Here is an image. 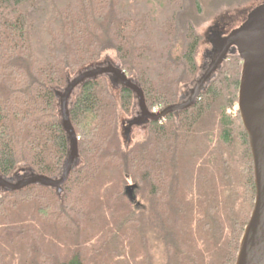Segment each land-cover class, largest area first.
Here are the masks:
<instances>
[{"label": "trees", "instance_id": "trees-1", "mask_svg": "<svg viewBox=\"0 0 264 264\" xmlns=\"http://www.w3.org/2000/svg\"><path fill=\"white\" fill-rule=\"evenodd\" d=\"M202 13L203 0H0V174H60L69 143L55 90L67 75L110 60L150 111L176 102L198 71ZM240 71L236 54L194 105L129 141L132 92L85 81L62 195L0 191V264H234L255 196Z\"/></svg>", "mask_w": 264, "mask_h": 264}, {"label": "water", "instance_id": "water-1", "mask_svg": "<svg viewBox=\"0 0 264 264\" xmlns=\"http://www.w3.org/2000/svg\"><path fill=\"white\" fill-rule=\"evenodd\" d=\"M233 46L241 60V71L237 91V107L241 122L247 133L253 161L255 196L253 209L240 238L234 264H264V1L254 6L237 27L231 29L222 39L220 51L214 61L207 64L194 77L185 94L174 103L153 112L146 106L144 94L137 81L128 77L114 62L107 60L78 71L74 76H66L65 86L56 89L58 113L67 135L69 149L60 174L48 177L31 169L15 177L0 174V191H16L27 186L39 184L62 195L63 185L70 172L78 165V137L70 120L69 107L72 96L87 80L106 77L111 83L130 90L135 104L140 110L138 120H128L124 128L129 141L131 129L140 121L160 122L168 115L179 116L194 105L222 66L227 50ZM136 184L124 187V194L135 203Z\"/></svg>", "mask_w": 264, "mask_h": 264}, {"label": "rangeland", "instance_id": "rangeland-1", "mask_svg": "<svg viewBox=\"0 0 264 264\" xmlns=\"http://www.w3.org/2000/svg\"><path fill=\"white\" fill-rule=\"evenodd\" d=\"M263 1L264 0H203V13L202 16L198 18L197 30L200 35L206 33L210 26H217L223 28L225 31H230L231 29L240 25V23L245 19L247 13L254 6ZM206 44L207 43L205 41H201L196 54V60L198 63L197 74L206 65L204 64V61L206 60L205 53L208 51ZM187 89L188 87L183 88L184 94L186 93ZM137 109L138 107L136 105L135 110ZM130 119H140L137 111H135L133 117L129 118V120ZM143 124V121L138 122L137 125L140 126L138 128L144 129L145 127ZM126 127L127 124L124 126V128ZM137 134H139V132Z\"/></svg>", "mask_w": 264, "mask_h": 264}, {"label": "flooded vegetation", "instance_id": "flooded-vegetation-1", "mask_svg": "<svg viewBox=\"0 0 264 264\" xmlns=\"http://www.w3.org/2000/svg\"><path fill=\"white\" fill-rule=\"evenodd\" d=\"M231 31V30H230ZM230 31H225L223 28H220V27H209L208 31L204 34H202V39L201 41H205L207 44L206 46L208 47V51L205 53V57H206V60L204 61V64H211L217 53L220 51V46H221V42H222V39L224 37L227 36V34L230 32ZM237 54L235 48L233 46H231L228 50H227V53H226V58L222 61L221 64H225L226 62H228L230 60L231 57H235ZM205 65V66H206ZM204 68V67H203ZM111 83V82H110ZM111 85L113 87H119L117 85H115L114 83H111ZM136 107V105H135ZM135 111H137V113L139 114V117L141 116V113H140V110L139 108L137 110H135V108L132 110V113H131V117H133ZM128 120V119H127ZM133 120V119H132ZM143 125L144 127H146L148 124L150 123H146L143 121ZM140 127L139 125H134L132 129L134 128H138Z\"/></svg>", "mask_w": 264, "mask_h": 264}]
</instances>
